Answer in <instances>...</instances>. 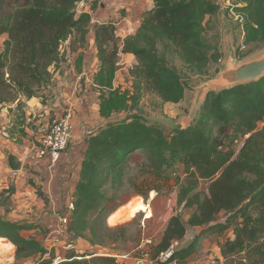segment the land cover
I'll return each mask as SVG.
<instances>
[{
  "label": "trees",
  "instance_id": "trees-1",
  "mask_svg": "<svg viewBox=\"0 0 264 264\" xmlns=\"http://www.w3.org/2000/svg\"><path fill=\"white\" fill-rule=\"evenodd\" d=\"M82 1L15 0L16 10L7 21H0V33L8 35L0 52L1 104H13L21 97L43 98L52 69L66 56L65 44L69 42L68 50L86 44L91 16L78 11ZM152 1L154 9L143 16L136 35L125 39L123 52L138 61L131 72L138 87L145 85L163 102L178 103L190 88L191 76L210 81L220 73L222 52L207 39V27L213 24L207 19L217 16L219 6L212 0ZM231 5L226 10L240 16L244 44L264 47V0H231ZM95 30L100 61L95 81L109 90L118 69L119 40L111 23ZM172 58L182 63V71ZM213 65L217 68L211 75ZM260 123H264V77L209 91L190 127L175 128L171 135L138 113L108 121L88 140L69 232L79 238L90 235V242L100 247L97 223L115 211L108 206L116 197H109L106 187L121 190L127 168L134 164L162 176L166 167L178 162L185 175L179 185V206L196 211L187 224L178 214L171 219L156 245L157 255L182 241L189 225L201 231L172 260L195 254L201 238L209 233L223 239L219 245L224 262L214 264H264V125L259 128ZM202 182L208 184L205 194L200 190ZM14 191L9 188L6 193L11 196ZM25 228L0 217V238L13 242L18 259L44 257L47 249L36 238L24 237ZM108 228L116 232L114 240H126L125 227ZM84 263L118 264L107 256ZM41 264H54V256Z\"/></svg>",
  "mask_w": 264,
  "mask_h": 264
},
{
  "label": "crops",
  "instance_id": "crops-1",
  "mask_svg": "<svg viewBox=\"0 0 264 264\" xmlns=\"http://www.w3.org/2000/svg\"><path fill=\"white\" fill-rule=\"evenodd\" d=\"M212 1L219 6L216 16L218 18L223 14L222 11L226 10L227 0ZM154 7L152 0H83L78 5V10L91 16L90 32L86 44L75 49L74 53L68 50L69 42L65 44V59L67 61V58H72L68 64L71 65L73 73L72 75L67 73L68 67H63V64L60 68L62 72L55 70L59 97L47 103H43L41 98L27 99L26 97H22L13 104L0 103V126L9 120L13 110L12 114L21 117L23 121V136H25L21 143H15L14 138L11 142L0 136V217L25 226L22 235L26 238H36L48 251L44 257L38 254L18 259L16 246L9 239L2 237L0 238V242H3L0 246V264H41L42 260L50 259L52 256H54V264H58L55 262L57 256L68 259L72 255L78 256L80 247H90V249L95 247L90 241L76 237L69 231L62 233L57 239L52 236L58 227L59 216L70 213L68 207L72 201L76 200V188L80 180L88 140L91 136L97 135L109 121L100 113V91L105 89L99 88L95 81L100 70L95 27L107 23L114 25L121 58L117 64L119 70L116 76L123 79L124 76H120L122 71L127 73L138 65L135 56L123 52L124 41L136 35L143 16L151 12ZM216 17L207 20L212 23L217 19ZM6 39L7 37L4 41ZM80 75L86 76V84L80 85L81 88L78 90L77 79ZM129 76L128 81L131 84L130 80L134 79ZM211 90L209 85L203 90L200 89V93L202 92L204 96L198 110ZM76 92H83L84 95L74 102L75 117L72 121L73 131L67 151L56 162L49 157L36 160L30 158L33 150L36 149L34 130L30 131L28 128L30 123L60 119L67 111V102ZM10 154L23 161L22 170L13 172L10 169L8 162ZM12 187L15 191L9 196L6 192ZM146 206L149 207L148 204ZM187 209L191 210V215L182 219L186 224L196 211L195 208ZM142 212L147 214V211ZM140 213L141 211L137 214ZM109 218L108 224L116 226L117 224H110ZM147 218L151 217L146 215L144 226V223L150 220ZM200 231L201 229L188 226L187 233L180 243L182 245L180 249L188 246ZM208 234L201 238L197 252L186 260L179 261V264H214L216 260L224 262L219 245L223 239L218 240L214 235L208 237ZM157 236L159 235L149 236L155 245L162 241L163 233ZM70 245H73V250L68 248Z\"/></svg>",
  "mask_w": 264,
  "mask_h": 264
},
{
  "label": "rangeland",
  "instance_id": "rangeland-1",
  "mask_svg": "<svg viewBox=\"0 0 264 264\" xmlns=\"http://www.w3.org/2000/svg\"><path fill=\"white\" fill-rule=\"evenodd\" d=\"M231 3V1H230ZM226 5L229 6L228 1ZM18 7L15 0H0V21H7L9 17ZM234 11H222L221 14L213 24L207 27V39L217 47L218 51L222 52V62L220 66V73L226 68L229 61L236 60V64L251 62L260 59L264 56V47L252 46L242 50L241 46L244 44V37L242 33L241 21ZM218 15V14H217ZM1 25V24H0ZM1 28V26H0ZM8 35L0 33V52L4 48V38ZM75 50L71 49L74 53ZM72 58H62V63L56 66V69L61 71V64L67 66V73H73L68 61ZM120 54L118 63L120 61ZM173 63L182 71V63L175 58ZM65 61V62H64ZM119 68V67H117ZM217 66H211V75L216 71ZM117 69V73H118ZM132 70L127 73L121 72L120 76H124L123 79L117 77L113 80L111 89L100 91L101 99V115L109 121H118L124 119L134 113L141 114L150 124H156L161 127L167 135H171L175 128H179L182 125V121L186 118L193 120L198 116V108L201 105L203 99V93H200V89L203 90L209 85L210 89L216 90L221 87L216 84L215 81L220 77V73L215 75V79L207 81V78L191 76L189 80L190 88L186 91L185 97L178 103H166L163 102L152 91L147 90L145 85L137 86L136 80L131 84L128 81V76L131 77ZM116 73V74H117ZM125 83V84H122ZM86 84V81L82 82V85ZM77 89L81 87L79 81H77ZM116 85V86H115ZM58 80L55 79V71L52 69V79L48 87L42 90L41 101L43 103L51 102L58 94ZM199 87V88H198ZM113 93V94H112ZM115 94V95H114ZM84 93H77L73 96L72 100H79ZM22 98V97H21ZM20 98V99H21ZM13 113V110H12ZM11 113V117L6 123L10 124L11 139H16L15 143H21L24 139V125L21 117H17ZM35 122L30 123L29 130H35ZM264 123H260L261 128ZM13 142V140H11ZM243 141H240L235 145L236 153L239 152ZM140 159V160H139ZM136 161L143 163L142 157H135ZM127 178L125 184L121 190H118L111 185L106 187V193L109 197H116L115 201L109 204V208L115 210L108 217L101 218L96 226L98 232V246L94 248L80 247L77 259L72 261H65L59 264H85V261H91L95 257L107 256L114 259L118 264H160L159 254L157 246L154 244H147L149 236L155 237V235H162L163 238L168 229L171 219L175 215H180L182 219H186L191 215L190 209H185L183 206H179L178 193L179 185L185 179L184 168L178 163L174 162L170 167H166L163 170L162 176L150 174L146 171H141L140 167H136L135 164L127 168ZM131 179L133 181H131ZM13 188V187H12ZM202 192L207 193L208 184L202 182L200 186ZM153 193L155 197L152 198ZM177 200V203H176ZM144 201L149 205L147 208L151 218L148 222L144 223L146 219V213H135L132 217L127 216L119 217L112 222V218L133 203ZM7 202V200H5ZM221 217H224L222 214ZM108 218L111 225L108 224ZM121 221V222H120ZM120 222V223H119ZM119 223V224H118ZM189 226V225H188ZM121 228L125 227L126 240L121 238L115 239L116 232L109 231V228ZM190 234V233H189ZM212 236L208 234V237ZM157 236V237H159ZM229 236H233L232 233ZM150 237V238H151ZM192 238V237H191ZM84 240L90 241V235H86ZM208 241H211L210 238ZM150 240V239H149ZM200 247V245H199ZM86 255L85 257H83ZM140 261V262H139Z\"/></svg>",
  "mask_w": 264,
  "mask_h": 264
},
{
  "label": "built area",
  "instance_id": "built-area-1",
  "mask_svg": "<svg viewBox=\"0 0 264 264\" xmlns=\"http://www.w3.org/2000/svg\"><path fill=\"white\" fill-rule=\"evenodd\" d=\"M229 6L232 8L230 3L231 0H227ZM233 11V9H231ZM79 11V10H78ZM80 12V11H79ZM234 13V12H232ZM240 18V16H237ZM242 20V19H241ZM242 50L247 49V46L243 44L241 46ZM64 51V48L62 52ZM85 75H80L77 79L79 81V85H82L83 81H86ZM72 99L67 102V111L64 116L60 119L53 120V121H40L36 123L35 130H34V138L36 141V149L33 150L30 158L36 160L40 158L49 157L52 159L53 162L58 161L63 154L67 151L72 131H73V118L75 117V105L74 102L71 101ZM119 121V120H118ZM0 136L7 140L11 141L10 135V124L3 123L0 126ZM70 213H66L64 215L59 216V224L56 230L53 232L52 236L54 239H57L62 233L69 231L71 225V216L72 212L75 210V201H72L68 207ZM183 241V240H182ZM174 243L168 250L160 253L159 261L160 264H179V260H172L174 254L182 245V242ZM147 244H153L152 240L147 241ZM69 249L73 250V245L68 246ZM77 258V257H76ZM73 259H65L62 256H57L55 258V262L58 264L65 261H72ZM140 262V261H139ZM143 264V263H139Z\"/></svg>",
  "mask_w": 264,
  "mask_h": 264
},
{
  "label": "water",
  "instance_id": "water-1",
  "mask_svg": "<svg viewBox=\"0 0 264 264\" xmlns=\"http://www.w3.org/2000/svg\"><path fill=\"white\" fill-rule=\"evenodd\" d=\"M236 63V60L229 61L226 68L220 73L218 80L215 81L221 88H229L237 84L259 81L264 77V56L240 65ZM190 125V118L183 120V129L190 127ZM8 162L13 172H18L23 168V161L13 154L8 156Z\"/></svg>",
  "mask_w": 264,
  "mask_h": 264
},
{
  "label": "bare ground",
  "instance_id": "bare-ground-1",
  "mask_svg": "<svg viewBox=\"0 0 264 264\" xmlns=\"http://www.w3.org/2000/svg\"><path fill=\"white\" fill-rule=\"evenodd\" d=\"M152 196H155V193H153ZM146 204L142 201L137 202V203H133L131 206H127L126 208H124L119 215H116L115 217L112 218V222H114L115 220H117L119 217H123L127 216L126 214L129 215V217H132L133 215H135V213H138L139 211H147V217H151V214H149L150 212H148L147 210ZM3 244V242H0V246Z\"/></svg>",
  "mask_w": 264,
  "mask_h": 264
}]
</instances>
